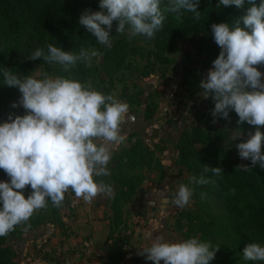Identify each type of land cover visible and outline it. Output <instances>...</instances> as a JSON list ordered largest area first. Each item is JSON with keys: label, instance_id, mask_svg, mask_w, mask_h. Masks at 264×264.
<instances>
[{"label": "clouds", "instance_id": "1", "mask_svg": "<svg viewBox=\"0 0 264 264\" xmlns=\"http://www.w3.org/2000/svg\"><path fill=\"white\" fill-rule=\"evenodd\" d=\"M99 0V11L85 10L79 25L95 37L97 43L111 46V31L127 29L130 36L153 38L163 27L165 13L180 19L184 12L200 19V0ZM249 6L233 23H213L211 35L220 48L212 61L206 78L199 82L203 98H211L214 118L229 119L234 111L238 124L255 126L248 138L235 144L238 155L252 166L264 169V0H218L223 7ZM96 51L81 48L79 53L65 51L53 44L47 52L36 49L29 57L45 63L58 64L64 72H71L77 63L90 65ZM19 75L9 68L0 69V85L18 89L20 96L11 107H22L23 115L10 113L0 122V170L8 180H0V237L7 236L18 224L26 222L33 213L50 201L60 206L69 189L77 198L91 202L98 193L111 192L110 185L95 178L108 176L107 168L112 148L122 144L121 134L129 106L112 94H104L90 84L69 76H50L47 72ZM232 136L241 135V129ZM243 171L248 166H238ZM222 175L221 167L206 166L199 178L192 182L206 184L204 173ZM31 191L25 198L24 190ZM193 190L180 184L172 203L183 208L188 205ZM155 228L156 225L154 224ZM216 249L197 237L169 242L158 237L150 246L141 249L146 260L153 264H211ZM245 261L264 262V245L245 244Z\"/></svg>", "mask_w": 264, "mask_h": 264}, {"label": "rangeland", "instance_id": "2", "mask_svg": "<svg viewBox=\"0 0 264 264\" xmlns=\"http://www.w3.org/2000/svg\"><path fill=\"white\" fill-rule=\"evenodd\" d=\"M111 34L110 47L122 45L124 49L119 48L120 54L125 52V47L129 48L120 67L115 68L117 65L113 58L104 67L103 54L108 46L101 44L89 49L97 53L91 64L82 63L91 70L86 84L103 93L109 90L110 94L129 106L120 129L126 139L112 148L111 159L128 150L136 139L154 155L152 160L145 158L139 166L126 173L135 184V190L133 195L120 201L123 203L120 207L123 223L115 233L127 236L128 244L122 248L118 264H153L140 254L141 249L150 246L158 237L169 242L184 240L186 221L181 220L179 224L183 227L178 226L181 214L196 213L204 221L219 219L226 214V208L219 199L195 189L192 182L194 175L181 165L179 142L187 135H194L196 139L188 145V150L205 156L217 147L246 140L248 135L246 131H241V135L233 141L232 136L237 131L221 123L219 118L213 122L210 105L214 108L215 103L210 104L209 98H203L198 87L220 52L211 34L177 40L174 42L177 50L163 54L161 58L155 55L151 43L130 36L128 31L116 33V27H113ZM257 67L264 72V65ZM44 72L52 77L58 76L53 65L45 64L38 66L30 75L40 78L39 74ZM147 106L154 108L149 119L144 118ZM207 114L209 117L205 116ZM261 131H264V126H261ZM233 150L234 155L240 158L237 148ZM113 165L110 160L107 168ZM109 178V175L104 176L102 181L106 182ZM8 179L0 170V180ZM180 184L193 190L190 202L183 208L172 203ZM30 191V186H26L25 198ZM115 191L111 188L110 193H99L105 196L97 203L103 207V221L109 222L113 214ZM80 206L81 199L69 189L60 206L48 201L28 221L15 226L14 239H10L8 245L15 254L16 264H108L110 259L105 243L90 247H80V244L73 249L68 245L77 229H88L89 236L83 239L89 242L91 238L89 220L78 217ZM105 210L110 212L109 217ZM188 237L196 236L190 232ZM221 243L219 239L210 242L213 249L217 248L215 253L219 252Z\"/></svg>", "mask_w": 264, "mask_h": 264}, {"label": "trees", "instance_id": "3", "mask_svg": "<svg viewBox=\"0 0 264 264\" xmlns=\"http://www.w3.org/2000/svg\"><path fill=\"white\" fill-rule=\"evenodd\" d=\"M258 2L259 0L257 4ZM165 6L166 0L161 4L162 8ZM248 6L246 3L244 8L223 7L218 5V0H200L198 11L201 15L198 21L190 12H184L180 19H177L173 13H165L163 27L153 38L143 35L136 37L151 43L155 55L161 58L163 54H171L177 50L174 46L175 41L211 34L213 23L231 24L244 14ZM85 10L99 11V0H0V69L6 67L23 76L30 75L40 65L49 66L42 59L36 61L29 59L36 49L47 52L48 44L76 54L81 48L89 50L92 47H99L100 44L95 37L87 33V30L78 23L80 15ZM113 27H117L116 22L113 23ZM119 48L124 49L122 45L104 49L105 68L112 58L116 61V69L123 63V57L129 53V48L125 47V52L122 54ZM52 65L58 76L70 75L82 83H86L91 75V70L86 69L79 62L70 73L64 72L58 64ZM104 94H110V91ZM19 96L18 89L0 85V122L6 120L10 113L24 114L22 107H11ZM209 99L210 104L215 103L211 98ZM210 109H213L211 105ZM153 113L154 108L147 106L144 118L149 119ZM205 116L209 117L208 114ZM219 120L230 125L235 131H239L237 128L246 131L247 135L255 130V126H250L246 122L238 124V116L234 111L229 113L228 120L221 118ZM195 139L194 135H187L179 142L181 165L196 178L201 176L206 166L223 169L224 173L220 176H214L211 172L204 173L208 183H195V189L219 199L226 208V214L219 219L212 218L209 221H204L196 213L181 214L178 218V226L183 227L179 223L181 220L186 221L184 240L189 238L190 232L202 242L209 244L221 240L219 252L215 253L211 264H264V262L242 259L245 244L256 242L264 245V169L258 165L252 166L249 160L242 161L234 155L233 148H236L235 144L238 142L217 147L205 156L191 153L188 145ZM145 158L152 160L154 155L139 139H136L128 150L111 159L114 165L108 168L110 178L104 182L116 190L112 202L113 214L109 220V232L105 241L110 259L108 264H118L121 258L120 252L128 244L127 236L115 233L123 223L120 213L123 203L121 204L120 201L133 195L135 190V184L127 178L126 173L129 169L139 166ZM238 166H248L249 169L243 171V168L240 169ZM103 177L99 179L102 180ZM10 239H14V230L7 236L0 237V264H16L15 254L8 245Z\"/></svg>", "mask_w": 264, "mask_h": 264}, {"label": "crops", "instance_id": "4", "mask_svg": "<svg viewBox=\"0 0 264 264\" xmlns=\"http://www.w3.org/2000/svg\"><path fill=\"white\" fill-rule=\"evenodd\" d=\"M103 197H105L103 194L100 195L98 193L97 196L94 197L90 203L85 202L82 198H80L82 206L79 207L80 209L78 211L79 213L78 217L85 219V221L89 220L91 224L92 232L90 233L91 238H89V242H87L83 238L86 236L87 237L89 236V230L88 229H77L68 244L69 247H71L72 249L73 247H78V245L80 244H81L80 247H90L93 245L97 246L98 244L105 243L108 232H109V222L102 220L103 207L98 206L97 204L101 202ZM92 205H94L93 209H92ZM88 210H90L89 214L87 213ZM105 212L107 213V216L109 217L110 212L108 210H105ZM152 215H155V213H153Z\"/></svg>", "mask_w": 264, "mask_h": 264}]
</instances>
